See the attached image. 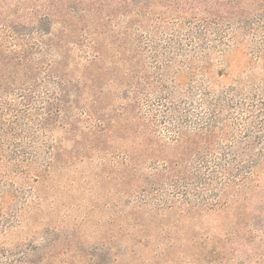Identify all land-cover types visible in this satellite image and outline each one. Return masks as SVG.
<instances>
[{
	"label": "trees",
	"instance_id": "trees-1",
	"mask_svg": "<svg viewBox=\"0 0 264 264\" xmlns=\"http://www.w3.org/2000/svg\"><path fill=\"white\" fill-rule=\"evenodd\" d=\"M0 264H264V0H0Z\"/></svg>",
	"mask_w": 264,
	"mask_h": 264
},
{
	"label": "rangeland",
	"instance_id": "rangeland-1",
	"mask_svg": "<svg viewBox=\"0 0 264 264\" xmlns=\"http://www.w3.org/2000/svg\"><path fill=\"white\" fill-rule=\"evenodd\" d=\"M234 60L242 62V59L239 57H235ZM98 176L99 172L97 166L94 164H80L77 168L73 169L72 172L62 174L60 176V183L64 184V188L62 191L59 189L60 193H58L57 196V206L60 207V210H70V208H73L72 212L69 213L70 216H73L74 209L77 206L81 207V212H86L87 210L90 211L91 207L93 210V223H103L106 218H104L105 213L102 211V206L107 202L110 203L111 200H113V197H107L104 195L107 189L106 184L103 186L102 184H96V178H98ZM68 223L71 224L70 221ZM84 234L89 236V238L86 239V242L95 239L94 236L89 235V229H85Z\"/></svg>",
	"mask_w": 264,
	"mask_h": 264
}]
</instances>
